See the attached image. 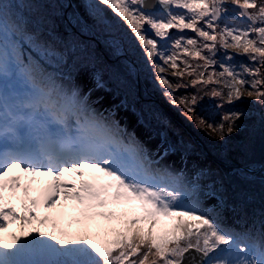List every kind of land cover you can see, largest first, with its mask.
I'll return each instance as SVG.
<instances>
[{
    "label": "snow or ice",
    "instance_id": "obj_1",
    "mask_svg": "<svg viewBox=\"0 0 264 264\" xmlns=\"http://www.w3.org/2000/svg\"><path fill=\"white\" fill-rule=\"evenodd\" d=\"M31 7L0 0V264H264V220L230 226L191 200L203 173L190 180L161 165L188 150L169 140L171 121L153 113L161 135L153 155L94 109L80 78L91 68L95 86L105 85L88 46L57 48ZM90 8L97 24L121 33L112 43L133 57L128 75L148 71L196 129L224 140L245 116L238 103L254 98L264 109V0H94ZM50 58L58 75L44 64ZM205 98L211 115L200 113ZM40 176L50 178L46 188L35 187ZM68 202L83 227L57 234L45 213Z\"/></svg>",
    "mask_w": 264,
    "mask_h": 264
},
{
    "label": "rangeland",
    "instance_id": "obj_2",
    "mask_svg": "<svg viewBox=\"0 0 264 264\" xmlns=\"http://www.w3.org/2000/svg\"><path fill=\"white\" fill-rule=\"evenodd\" d=\"M59 2L61 3V6H63L65 9L66 25L69 24L70 26H73V28L78 31L77 33L81 36L82 39L90 38L95 44H97L95 41H99V45H97L100 48L107 50L111 57L114 58L115 55L112 56L109 49L103 47L100 41H113L114 38L119 40L121 37V33L116 32L114 30L110 31L103 25H99L96 23L90 8V5L94 3V0H65V2L64 0H59ZM69 3H71L72 6L71 13H69L68 11ZM53 12L56 13L55 8L53 9ZM108 15L111 16V13H108ZM78 23H80L79 27H77ZM84 24L89 25L93 33H90V35L87 36L83 35L82 31H84ZM172 31L175 32L176 30L173 29ZM97 33H101L104 35L106 34L110 36V38L104 37L102 35L98 36L96 35ZM47 35L53 37L51 33L47 32ZM56 46L57 48L61 47L57 42ZM137 51H139V49H137ZM27 54L28 51L26 49L25 55ZM127 58L129 60L133 59L132 56H127ZM47 69L53 75H58L60 72L56 68ZM138 75V78L146 87L147 95L156 103L157 106L155 105V107H157L161 111V114H163L171 121L172 129L168 131L169 140L175 143L178 139H182L188 147L190 145H194V142L201 145L205 144L215 155L214 156L211 154L213 156L211 157L197 153L200 156L199 157L196 155V153H191L180 149L172 153V155L177 159L178 165H180L181 170L185 172V174L190 180L194 178L197 173H203V175H201L198 181H193L198 185V187L194 192L191 193L190 199L194 202H198L210 214L215 215L218 213L219 217L227 225L238 227L241 224V219L243 218L247 221L249 225L255 222L256 227L259 228L261 221L264 220V213H262V215L260 216L259 213H254L255 215L252 214L253 212H255V209L252 208L247 211L246 209L238 210L233 206L227 207L223 203V201L218 196H216V192L220 191L223 188L225 189L226 178L224 177L226 175L239 174V172L242 171L244 168V170L251 174L250 177L255 180L253 181V183L251 182L250 187L252 186L254 189H256L258 191V194L264 195V109H262L259 105L255 103L254 98L246 97L242 102L238 103L235 106L238 110L243 111L245 113L244 118L238 121V124L240 125L238 131L234 132L231 136L225 137L224 140H220L218 136L212 135L207 129L198 130L195 128L194 125L189 124L187 121L183 120V118L179 116L177 109L172 108L167 103L165 98L161 95L160 90L156 87L148 71L140 69ZM101 82L105 85V87H107H104V89L116 94L119 99V102L122 103L124 109H128L129 111L134 113L138 121L144 127H146V131L149 136L156 138L161 143L159 125L154 121L146 120L142 116V113H140L135 108L133 109L132 107H130V104L127 102L128 99H125V96L122 93L116 91L111 86L112 83H110L111 85H107V83L109 82ZM122 85V88L128 94L132 95L133 93V96L135 95V91L133 90V87H130L129 83L125 82L124 84L122 82ZM213 103V101L205 98V100L202 101L200 113L203 115H211L212 113H214L215 109L212 107ZM209 110L210 113H207L206 111ZM98 112L104 113L105 115H111L112 119L114 117L113 114H115V112L117 114L119 113L117 111L116 105H111L110 108L106 109L100 108ZM115 117L117 118L116 114ZM120 119L122 120V118H119V120ZM216 119H218V117H216ZM114 120L118 122V119ZM134 134L136 135V140H138L144 147H150L152 151V144L142 138V135H138L139 133ZM153 151H155V153L157 152L156 150ZM212 162H218L220 167L225 171L226 174H221V172L217 169L214 172H205V170L213 169L210 168L212 166ZM223 165H225V167H222ZM261 166L263 168H260ZM170 169L177 170V166H174ZM244 178L248 177H246L245 175ZM66 179H70V177H66ZM37 185L38 188H42V184L39 183ZM188 187L190 188L191 184H189ZM210 191H214L215 195H206V193ZM201 195H204L205 198L203 204L199 202ZM248 197H250V195ZM247 201H251V205L254 204L255 201H261V199L252 196V199ZM71 203L72 202H68V205L64 208L62 213L60 211L45 213V215H49L52 220L57 223V234H59L60 229H63L64 231H67L74 235L78 233L83 227V225L79 223L81 217L76 211L73 210V208L71 207ZM59 213L63 214V217H61V214ZM259 217H262V220H260L261 218ZM15 228L16 226L13 225L9 229V232L14 231ZM44 230H51V222L47 226H44ZM4 236L5 239L10 240V236L8 234H4Z\"/></svg>",
    "mask_w": 264,
    "mask_h": 264
},
{
    "label": "trees",
    "instance_id": "obj_3",
    "mask_svg": "<svg viewBox=\"0 0 264 264\" xmlns=\"http://www.w3.org/2000/svg\"><path fill=\"white\" fill-rule=\"evenodd\" d=\"M23 3H29L32 5L31 8L25 10L27 12V15L34 21L40 22L42 24L46 23L48 30L47 32L53 35L57 43L60 42L63 46L66 42L76 41L80 43L81 47L87 45L89 52L91 53L93 66L97 68L101 81H103L104 83L109 82L107 83L108 85H111L110 83H112L111 86L118 92L122 93L125 96V99H128L131 105L140 113H142V116L146 120L156 122L153 119V113L161 114V111L157 107H155L156 103L146 100L139 93L135 81L133 80L132 76H129L127 73L125 64L121 61L118 62L116 60H113L107 50L100 48L97 44L93 42L92 39H82L77 32L69 31L66 27L65 22V9L63 6H61L59 0H23ZM54 8L56 13L53 12ZM96 35H102L104 37L110 38V36L106 34L104 35L101 33H97ZM33 55L35 54L33 53ZM44 64L47 68H56L57 70L61 71L58 68L54 58L45 60ZM122 82L124 84L125 82L129 83L130 87H133V90L135 91L134 96L133 93L132 95H130L122 88ZM206 112L210 113V110ZM202 147L200 144L194 142V145H190L187 151L204 155H206L205 151H207L208 153L214 155L207 145L204 144L202 145ZM210 168L213 169L205 170V172H214L217 169L221 172V174H226L217 162H212V166ZM245 175L248 178H244ZM250 176L251 174H249V172L244 169L240 171L239 174L226 175L224 177L226 178L225 189L223 188L220 191L216 192V196H218L227 207L233 206L238 210L246 209L247 211L252 208L255 209V212H253L252 214L259 213L261 216L262 213H264V195L258 194V191L256 189H254L252 186L250 187L251 182L253 183V181H255ZM249 195L250 197H248ZM252 196L260 198L261 201H255L254 204L250 205L251 201L247 200L252 199ZM259 218H261L260 220H262V217Z\"/></svg>",
    "mask_w": 264,
    "mask_h": 264
},
{
    "label": "bare ground",
    "instance_id": "obj_4",
    "mask_svg": "<svg viewBox=\"0 0 264 264\" xmlns=\"http://www.w3.org/2000/svg\"><path fill=\"white\" fill-rule=\"evenodd\" d=\"M64 2H65V0H64ZM68 5H69L68 6V11H69V13H71L72 12L71 3H69ZM77 25H78L77 27H79L80 23H78ZM84 25H85L84 31H82L83 35L87 36V35H90V33H93L92 29H91V27L89 25H86V24H84ZM71 27H73V26H71ZM100 42L103 45V47H106L107 49H109L111 54L115 55V57H117L119 59V60H116V61H118V62L121 61V62L124 63V61L120 60V58L123 57L124 55H122V54H120V53L115 51V47H114L112 41L102 40ZM59 45L62 47L60 42H59ZM125 58H127V57H125ZM125 60L129 61L128 58L125 59ZM124 64L126 65V63H124ZM92 67L98 72L96 67H94V66H92ZM98 76H99V74H98ZM79 83H80V86H81L82 90L84 91L85 95L88 97V100L90 101L92 107L94 109H96L97 111L100 108L106 109V108H110L111 105H116L117 111L119 113L117 114L115 112L117 118L115 117V114H113V116H114L113 119H118V123H119L120 128L124 129L127 133L131 134L133 137H135V139H136V135L134 133H136V134L139 133L138 135H142V138H144L146 141H148L150 144H152V151H151L150 147H148L149 148L148 149L147 146L145 147V149H147L150 153L155 155V151H153V150L158 151L159 148H160V144L161 143L156 138L149 136V134L146 131V127H144L138 121V119L135 117L133 112L129 111L128 109H124L123 108L122 103L119 102V99H118V97L116 96L115 93H111V92L107 91L106 89H104L105 86L103 88H97L95 86V79L93 78L92 69L91 68H90L88 73H85V74H83L81 76ZM142 87L144 88V93L146 94L145 96L147 98H149L148 100L150 102H154L147 95V93H146L147 90H146V87L143 85V83H142ZM105 88H107V87H105ZM127 102L130 104V107H132L134 109V107L131 105V103L129 101H127ZM119 118H122V120L121 119L119 120ZM196 155L199 156L198 154H196ZM161 165L162 166H167L169 168L177 166V170L178 169L181 170L180 165H178L177 159L172 154H169L168 156H166L161 161ZM171 170H173V169H171ZM37 180L40 181V184H42V188H46L48 183L50 182V178L43 177V176L37 177ZM44 180H45V182H44ZM35 187H38V185H35ZM204 199H205L204 195H201L199 202L203 204L204 203ZM59 214H61V213H59ZM61 217H63V214H61ZM45 226H47V225H45Z\"/></svg>",
    "mask_w": 264,
    "mask_h": 264
},
{
    "label": "water",
    "instance_id": "obj_5",
    "mask_svg": "<svg viewBox=\"0 0 264 264\" xmlns=\"http://www.w3.org/2000/svg\"><path fill=\"white\" fill-rule=\"evenodd\" d=\"M66 27L68 28V30L69 31H75V32H78V31H76V29L75 28H73V27H71L69 24H67L66 25ZM80 33V32H79ZM97 44L99 43V41L97 42V41H95ZM99 45V44H98ZM113 56V55H112ZM113 60H119L117 57H115L114 56V58H112ZM126 58L123 56V57H121L120 58V60H122V61H124V63H128V61L127 60H125ZM132 78H133V80L135 81V83H136V86H137V90L139 91V93L146 99V100H148L149 98H147L145 95V93H144V88L142 87V83H141V81H140V79L138 78V73H133L132 75ZM198 140V139H197ZM199 141V140H198ZM201 145V144H200ZM202 146V145H201ZM208 153V152H207ZM208 155L209 156H211V157H213L211 154H209L208 153ZM222 167H225V165H223ZM243 168V167H242ZM260 168H263L262 166L260 167ZM244 169V168H243Z\"/></svg>",
    "mask_w": 264,
    "mask_h": 264
}]
</instances>
